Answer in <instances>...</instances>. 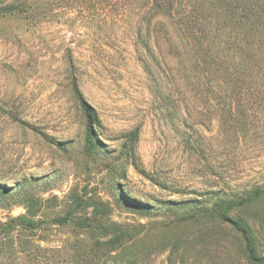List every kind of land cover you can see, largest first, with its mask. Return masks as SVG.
I'll return each instance as SVG.
<instances>
[{"label": "rangeland", "instance_id": "1", "mask_svg": "<svg viewBox=\"0 0 264 264\" xmlns=\"http://www.w3.org/2000/svg\"><path fill=\"white\" fill-rule=\"evenodd\" d=\"M10 4L17 13L0 17V184L12 189L0 200V264H99L111 224L128 231L136 264H264V110L249 104L239 117L223 91L203 90L189 59L170 73L156 44L122 37L112 20L106 32L100 11L53 0L20 13V0H0ZM74 78L101 121L96 153ZM255 191L228 219L204 212L219 195ZM231 219L248 222L263 262L248 260Z\"/></svg>", "mask_w": 264, "mask_h": 264}, {"label": "trees", "instance_id": "2", "mask_svg": "<svg viewBox=\"0 0 264 264\" xmlns=\"http://www.w3.org/2000/svg\"><path fill=\"white\" fill-rule=\"evenodd\" d=\"M52 4L53 0H20V13L46 12ZM66 6L83 9L89 17L100 11L106 32L108 22L112 20L125 30L122 37L156 44L170 73H183L186 57L193 63V70L204 79L203 87L206 88L203 90L208 95L223 91L229 108L239 109V117L240 109L249 104L264 110V0H67ZM17 11L16 4L0 5V17ZM106 35L112 38V34ZM145 67L152 69L149 65ZM72 89L84 114L88 148L96 153L101 150L98 147L101 142L96 138L101 121L84 98L75 78ZM242 113L247 120L249 116L243 110ZM238 115L234 116L237 121ZM126 137H130L129 141ZM126 137L128 143L134 142L138 131H132ZM11 190L10 186L0 184V200L8 197ZM219 196L217 201L220 203L204 212L228 219L235 210L260 198L261 192L255 191L248 198ZM236 198L240 199L235 202ZM231 221L243 237L248 260L263 262L248 222ZM20 223L24 224L20 227L36 230L37 222L32 219L25 221L20 217ZM122 228L116 224L108 225L111 231L108 230L110 235L106 231L108 237L104 244L109 249L98 256L99 264H136L132 261L134 249L133 256L125 252L129 233ZM115 250L120 253L114 256Z\"/></svg>", "mask_w": 264, "mask_h": 264}]
</instances>
